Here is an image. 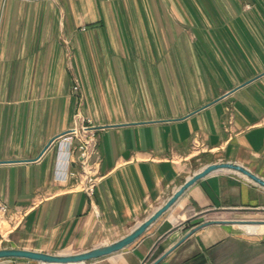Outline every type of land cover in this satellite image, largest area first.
I'll use <instances>...</instances> for the list:
<instances>
[{
    "label": "crops",
    "instance_id": "1",
    "mask_svg": "<svg viewBox=\"0 0 264 264\" xmlns=\"http://www.w3.org/2000/svg\"><path fill=\"white\" fill-rule=\"evenodd\" d=\"M242 2L0 0V247L75 253L116 240L212 162L264 176L263 63L241 47L264 44V22L249 23ZM89 120L92 198L55 139ZM71 158L79 169L77 149ZM238 213L264 217V188L210 173L133 244L86 264H150L175 235ZM260 225L209 224L158 264H264Z\"/></svg>",
    "mask_w": 264,
    "mask_h": 264
},
{
    "label": "water",
    "instance_id": "2",
    "mask_svg": "<svg viewBox=\"0 0 264 264\" xmlns=\"http://www.w3.org/2000/svg\"><path fill=\"white\" fill-rule=\"evenodd\" d=\"M256 78V77H255ZM255 78L247 80L245 84L253 81ZM237 88L232 89L229 93L235 91ZM226 95V94H225ZM48 147V146H47ZM220 170H231L236 171L244 176H246L249 180L256 183L257 185L264 188V176L254 172L244 164H241L232 160H220L216 162H212L202 167L200 170L196 171L189 178H187L173 193L171 196L167 198V200L161 204L152 214L146 217L142 222L137 224L129 233L126 235L101 244L99 246H95L93 248L75 252V253H52L45 252L30 248H21V247H0V260L3 259H27L38 261L46 264H78V263H86L90 260L97 259L99 257L109 255L120 250H123L133 244L139 237H141L146 230L154 224L157 220H159L162 215L167 212L186 192L187 190L198 180L207 176L210 173L220 171ZM244 222H264V220H255V219H211L204 221L191 230H189L183 237L178 238L175 235L173 239L175 243L163 254H161L158 258H156L150 264H158L162 261L169 253H171L177 246H179L182 242H184L192 233L197 230L207 226L209 224L214 223H222V224H237Z\"/></svg>",
    "mask_w": 264,
    "mask_h": 264
},
{
    "label": "built area",
    "instance_id": "3",
    "mask_svg": "<svg viewBox=\"0 0 264 264\" xmlns=\"http://www.w3.org/2000/svg\"><path fill=\"white\" fill-rule=\"evenodd\" d=\"M90 123L91 120H89L88 124L75 125L55 139L59 140V146L62 147L66 153L65 161L67 162V166H65V168L67 169V173L78 177L80 188L87 192L88 196L92 198L99 177L94 173V167L91 163L92 156L98 153V140L96 126ZM75 149L78 150L77 163L79 164V169L72 170L69 164L73 161L71 157ZM65 168H62V170ZM9 222V207L0 197V243L5 238V232L8 230Z\"/></svg>",
    "mask_w": 264,
    "mask_h": 264
},
{
    "label": "rangeland",
    "instance_id": "4",
    "mask_svg": "<svg viewBox=\"0 0 264 264\" xmlns=\"http://www.w3.org/2000/svg\"><path fill=\"white\" fill-rule=\"evenodd\" d=\"M246 3H247V11H248L247 20L249 21V23H251V22H255V23L264 22V0H246V2H242L243 6ZM260 31H264V30H260ZM252 35H254V34L252 33ZM231 47H233V49H234V46H231ZM241 47L245 48V50H246L245 52H243V54H245L246 57L248 58V64H256V65L258 64V67H259L263 63V67H259L258 70L264 71V44L263 45H261V44H257V45L247 44L246 46H241ZM235 48H236V46H235ZM242 62H243V59H242ZM77 87L78 86H76V88ZM215 216L216 215H211V219H258V220H264V217L250 218L248 216H244V214H241V213L228 214V215L227 214H225V215L219 214V215H217V218H215ZM224 216L227 218H225ZM204 221L205 220H202V221H200V223H202ZM194 224L195 223L191 224V226Z\"/></svg>",
    "mask_w": 264,
    "mask_h": 264
},
{
    "label": "bare ground",
    "instance_id": "5",
    "mask_svg": "<svg viewBox=\"0 0 264 264\" xmlns=\"http://www.w3.org/2000/svg\"><path fill=\"white\" fill-rule=\"evenodd\" d=\"M245 223H255V224H262L260 225L262 228H264V222H244V223H237V225L239 224H245Z\"/></svg>",
    "mask_w": 264,
    "mask_h": 264
}]
</instances>
